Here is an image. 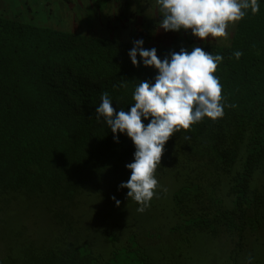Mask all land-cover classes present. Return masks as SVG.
I'll return each mask as SVG.
<instances>
[{"label":"trees","instance_id":"trees-1","mask_svg":"<svg viewBox=\"0 0 264 264\" xmlns=\"http://www.w3.org/2000/svg\"><path fill=\"white\" fill-rule=\"evenodd\" d=\"M85 1L62 3L68 12L77 5L85 32L0 14V225L12 244H29L13 264H264V0L222 44L180 32L158 43L161 15L130 24L122 17L139 13L125 9L110 27L124 19L130 38L94 33V2L110 11L114 0ZM141 39L161 60L194 46L221 55L224 97L223 118L167 142L156 178L177 188L157 189L143 213L120 188L135 146L96 112L104 92L117 112L130 111L139 82L154 83L157 70L129 57ZM16 206L45 213L44 240L13 215Z\"/></svg>","mask_w":264,"mask_h":264},{"label":"clouds","instance_id":"clouds-1","mask_svg":"<svg viewBox=\"0 0 264 264\" xmlns=\"http://www.w3.org/2000/svg\"><path fill=\"white\" fill-rule=\"evenodd\" d=\"M163 15L160 24L165 32L191 31L201 41L227 39L228 29L244 19L250 9L258 14V0H156ZM143 40L134 42L129 52L133 66L139 56L145 67L157 70L155 81H140L133 93L130 111L117 110L109 94H102L97 118H103L112 133H126L135 146L134 162L126 165L131 176L120 188L128 190L127 197L143 213L159 188L156 178L161 166L165 145L181 130L208 118L224 116L223 85L215 73L223 61L219 54L194 46L190 51L181 48L161 60L157 50L143 47ZM242 53L234 52L238 60ZM150 122L145 125L144 120ZM187 138V137H186ZM115 200V197H113ZM116 205L120 201L116 200Z\"/></svg>","mask_w":264,"mask_h":264},{"label":"rangeland","instance_id":"rangeland-1","mask_svg":"<svg viewBox=\"0 0 264 264\" xmlns=\"http://www.w3.org/2000/svg\"><path fill=\"white\" fill-rule=\"evenodd\" d=\"M22 1V2H21ZM75 3H80L79 0H74ZM81 4L84 2V0H80ZM90 0H86L85 4H89ZM93 1V0H92ZM51 2H57L55 0H47V2L42 3L41 0H0V14H4L8 17H27L29 20H33L34 22L38 23L39 25L44 26H53L55 28L59 29H68L72 31H83L88 30L83 23L81 24L82 18L85 19V16L82 18H79L75 20V14L77 15L78 9L76 8V4H70L71 10L68 12V8L63 6V0H60L58 9L56 7V4L54 3L52 5ZM100 3H104L105 0H100ZM127 3V4H125ZM96 5V3L94 2ZM93 4L92 11L94 13V17L91 19L92 25H90L94 31V33H99L100 29L102 31H106L108 33H112L114 36H117L119 38H130L131 37V28H129L130 25H128V22H125L124 19H122L123 22H118L116 25V30L114 28L110 27L111 24L116 22V17H119L121 14L119 12H124L122 9L127 10L131 13H139V18L135 21L131 20V16L128 17H122V18H128V21L130 24H133L136 21L146 19L150 14H152L154 17L161 15L163 18L162 13L159 11V6L156 3V0H114V3L112 4V8L110 11H107L105 9H100ZM123 4V5H122ZM22 5V6H21ZM43 5V6H42ZM92 5V3L90 4ZM25 6V7H24ZM84 6V4H82ZM124 6V7H123ZM17 7V9H16ZM24 7V14L29 13L30 15H24L19 14L22 8ZM86 8V7H85ZM47 9L50 10L49 13L51 15H46ZM117 9L119 11H117ZM46 12V13H45ZM114 15V16H112ZM57 17H60L58 19ZM106 24V26H104ZM127 24V25H126ZM82 25V27H81ZM234 26V25H233ZM230 26L228 29V38L227 39H208L206 40L208 43L213 44H222L226 42L232 33V27ZM106 27V28H105ZM132 27H135L133 25ZM160 31V37L156 40L158 43L166 41L168 39V33L165 32L162 28H158ZM180 35L184 36H192L191 31L185 32L184 30L179 31ZM179 35V36H180ZM157 35H155L156 37ZM159 188L161 190H167L168 193H172L175 188H177V184L174 181L159 179ZM89 208L87 206H84L83 208L85 210H92L93 209V203H89ZM19 207V206H18ZM16 206V209L13 210V215L18 214L20 215V218L24 221V219H29L26 221H29V229L34 234L33 238L40 237V241L44 240L46 237L47 231L51 228L49 221L44 222L43 217H45V213H43L40 209L36 210L33 208L25 207L23 210L18 209ZM87 207V208H86ZM82 208V209H83ZM14 221L13 223H15ZM16 227L17 225H13ZM20 230V229H19ZM18 230V231H19ZM6 232L3 230V228L0 225V264H13L12 259L15 258L17 262H22V248H25L29 246V244L24 247L22 244L19 246L16 243L12 244V239H9L7 237L4 238V235Z\"/></svg>","mask_w":264,"mask_h":264}]
</instances>
